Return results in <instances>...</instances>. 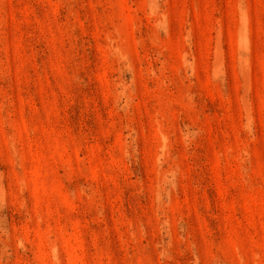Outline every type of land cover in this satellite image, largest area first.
<instances>
[{
	"label": "rangeland",
	"instance_id": "obj_1",
	"mask_svg": "<svg viewBox=\"0 0 264 264\" xmlns=\"http://www.w3.org/2000/svg\"><path fill=\"white\" fill-rule=\"evenodd\" d=\"M0 264H264V0H0Z\"/></svg>",
	"mask_w": 264,
	"mask_h": 264
}]
</instances>
